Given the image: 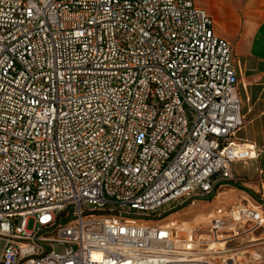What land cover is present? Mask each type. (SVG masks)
<instances>
[{
    "label": "built area",
    "instance_id": "2783aa9c",
    "mask_svg": "<svg viewBox=\"0 0 264 264\" xmlns=\"http://www.w3.org/2000/svg\"><path fill=\"white\" fill-rule=\"evenodd\" d=\"M213 23L194 0H0V264H264L252 199L168 219L261 154Z\"/></svg>",
    "mask_w": 264,
    "mask_h": 264
},
{
    "label": "crops",
    "instance_id": "0c3cea01",
    "mask_svg": "<svg viewBox=\"0 0 264 264\" xmlns=\"http://www.w3.org/2000/svg\"><path fill=\"white\" fill-rule=\"evenodd\" d=\"M213 19L215 33L227 39L236 59L244 125L237 137L255 143L261 154L234 164L232 187L264 207V0H194ZM190 228L191 222L186 224Z\"/></svg>",
    "mask_w": 264,
    "mask_h": 264
},
{
    "label": "rangeland",
    "instance_id": "374dc122",
    "mask_svg": "<svg viewBox=\"0 0 264 264\" xmlns=\"http://www.w3.org/2000/svg\"><path fill=\"white\" fill-rule=\"evenodd\" d=\"M231 184V183H229ZM240 188L238 186H231L228 185L224 188L221 189V193L219 194V197L215 199V201H210V202H201L199 207L196 208H190V209H185L181 212L175 213L173 215H171L168 219H179V220H183L185 221V226H187L186 224L188 223V220L190 218L196 219V221H207L212 217V209L218 205H221V201H223V204L226 206H231L232 204L239 202V199H242L243 196V192L239 190ZM223 191L225 192L223 194ZM224 198V199H222ZM176 205L175 203H171L166 205L165 207H163L162 209H160V211H163L166 209V211H170L172 209V207ZM207 212V214H202L201 216H197L198 212ZM210 212V216H208V213ZM196 217V218H195ZM189 218V219H187ZM192 227L196 226V228H201L204 229L206 228V223H191ZM189 227V226H188ZM192 227L190 229H192ZM28 228L33 229L34 228V221L31 220L28 224ZM194 228V227H193ZM190 235V234H189ZM218 238V237H217ZM190 239V238H189ZM3 246V242L0 241V253H1V248ZM260 249V251L264 254V244L258 246ZM55 251L58 253H63L65 251V245H60V244H56L54 247ZM243 259L246 262H250V263H258L259 261H253L251 259H249V256H246L245 258L243 257Z\"/></svg>",
    "mask_w": 264,
    "mask_h": 264
},
{
    "label": "bare ground",
    "instance_id": "6f19581e",
    "mask_svg": "<svg viewBox=\"0 0 264 264\" xmlns=\"http://www.w3.org/2000/svg\"><path fill=\"white\" fill-rule=\"evenodd\" d=\"M197 214H199V213H197ZM202 215V214H201ZM201 215H198V216H201Z\"/></svg>",
    "mask_w": 264,
    "mask_h": 264
}]
</instances>
